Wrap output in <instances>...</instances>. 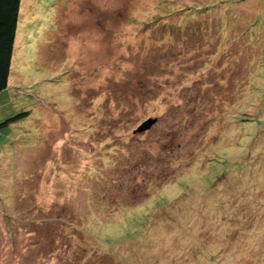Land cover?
Here are the masks:
<instances>
[{
  "label": "rangeland",
  "instance_id": "374dc122",
  "mask_svg": "<svg viewBox=\"0 0 264 264\" xmlns=\"http://www.w3.org/2000/svg\"><path fill=\"white\" fill-rule=\"evenodd\" d=\"M12 62L0 264H264V0H22Z\"/></svg>",
  "mask_w": 264,
  "mask_h": 264
},
{
  "label": "trees",
  "instance_id": "16d2710c",
  "mask_svg": "<svg viewBox=\"0 0 264 264\" xmlns=\"http://www.w3.org/2000/svg\"><path fill=\"white\" fill-rule=\"evenodd\" d=\"M22 0H0V94L11 76Z\"/></svg>",
  "mask_w": 264,
  "mask_h": 264
},
{
  "label": "water",
  "instance_id": "95a60500",
  "mask_svg": "<svg viewBox=\"0 0 264 264\" xmlns=\"http://www.w3.org/2000/svg\"><path fill=\"white\" fill-rule=\"evenodd\" d=\"M158 121V118H150L146 120L144 123L141 124V126L138 128V132H143L145 130L150 129L156 122Z\"/></svg>",
  "mask_w": 264,
  "mask_h": 264
}]
</instances>
